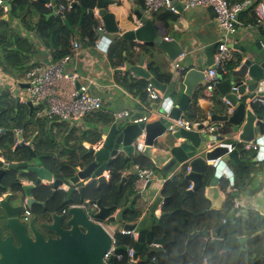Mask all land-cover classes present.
<instances>
[{"label": "water", "instance_id": "water-1", "mask_svg": "<svg viewBox=\"0 0 264 264\" xmlns=\"http://www.w3.org/2000/svg\"><path fill=\"white\" fill-rule=\"evenodd\" d=\"M40 1L49 3L51 0ZM258 1L253 0V4ZM0 3H3L7 10L10 9L9 0H0ZM171 3L176 12L183 11L180 2L171 0ZM97 8V16L103 23V30H97L98 35L104 36L106 32L110 41L122 38L158 48L164 51L172 61L183 53L179 43L175 39L162 36L152 20H144L135 28L123 30L124 25L116 19L115 14L108 10L101 0ZM208 9L210 16L215 17L214 7L208 6ZM54 14L55 12H52L48 16ZM88 14L94 18L92 9L88 10ZM7 18L8 16L4 15L0 21ZM140 19L141 17L137 18V20ZM228 46L240 48L241 56L236 57L239 66L233 70V66L227 63L225 65L227 76L217 72L214 87L220 96L225 97L232 109L225 115L214 114L206 103L202 104V109L208 112L212 131L221 128L223 123L231 126V131L226 137L228 140L231 139V134L237 133L238 142L264 143V120L257 119L253 111L246 109L245 103L247 94H250V99L264 94V32L247 46L234 43ZM214 53L215 46L206 48L203 69L185 64L178 66L174 71L176 80L171 86L158 82L146 69L142 68L143 55L139 56L135 64L125 62L123 68L125 73L148 80L163 94L166 93L168 87L169 96L164 102L142 104L138 110L131 112L127 119L115 120L103 128L105 136L100 146L87 149L86 155L90 158L89 162L83 168L77 169L75 175L66 184L67 196L62 202L63 212L62 210H48L45 203L34 196L35 190L43 184L52 186L53 196L56 190L61 189L60 187L65 184L62 180L53 178L52 173L39 163L33 164L29 161L4 163L0 159V187L3 188L2 178L12 170L16 171L19 187L15 192L5 191L0 196V212L5 220L3 225L11 235L4 239L0 237V264H104L102 257L111 245V236L106 229L107 226L112 227L114 231L121 226L124 230L136 233L132 244V260L135 263L127 262L126 264H152L153 254L158 253V249L163 252L167 245L163 235L155 234L158 226L154 216L162 202V196L158 194L159 188L156 187L155 181L149 180L143 187L152 199L146 215H143L142 210L141 217L132 223H127L124 219L125 212L131 207V203L116 212L112 204L103 205L101 197L95 196L86 200L87 188L99 192L107 182L104 173L110 174L113 159L121 153L131 155L133 153L132 143L141 134H144L142 154L156 168L158 175L164 177L170 175L171 182L175 183V171L189 166L190 172L185 175V178L192 182V188L185 190L184 194L191 197L196 190L204 186L205 197L210 205L208 210L200 214L220 208L222 204L221 187H219L220 169L222 165L231 160L238 161L237 142H231L230 149L220 145L224 142L216 140L215 136H209L207 127L202 123L192 130L180 128L171 134L166 132V127L170 124L168 119L182 118L195 94L201 85H204L205 71L212 66ZM171 78L175 79L172 75ZM18 85L26 90L30 86L29 83ZM238 95L242 99L239 100ZM14 98L17 110L23 100H21V95H15ZM24 98L23 103L28 106L30 114L36 106L45 105L44 101L33 102L27 95H24ZM166 114L168 119H164ZM3 131L4 129H1L0 133ZM178 139H182V142L174 145ZM17 140V146L23 145L28 148L31 158L35 160L36 155L31 148L32 141L27 144L22 143L20 131L17 132ZM209 168H213L214 173L205 187V174ZM94 181L96 186L92 188ZM124 181L125 177H122L118 189ZM229 181L230 195L237 198L239 194L234 190V177L231 176ZM75 192H78L77 198L74 197ZM136 196L141 197V193H137ZM35 205L43 206V211L35 214L30 220L23 218L24 210H32ZM171 214H173L171 211H161L159 218ZM36 219L41 222L43 229L52 232L55 236L45 237L43 232L35 226ZM225 225L226 222L213 232L214 238L211 237V231L206 228L193 229L187 233L183 254L192 259L189 246L192 241L201 237L210 239V244L215 249L211 258L216 257L222 260L220 252L226 247L220 238V230ZM259 234L260 232H256L251 237ZM13 239L16 244H13ZM246 240V236L239 238L241 246ZM126 250L127 246L116 247V251L125 252ZM263 256L264 252L261 257ZM209 260L210 258L206 261L209 262Z\"/></svg>", "mask_w": 264, "mask_h": 264}, {"label": "trees", "instance_id": "trees-1", "mask_svg": "<svg viewBox=\"0 0 264 264\" xmlns=\"http://www.w3.org/2000/svg\"><path fill=\"white\" fill-rule=\"evenodd\" d=\"M261 1L263 2V0ZM56 2L57 6L64 5L67 7L69 4L70 8L64 10L62 14L48 16L52 10L40 0H9L11 6L8 10V19L0 21L1 57L4 55V58L0 60V65L3 71L12 78H16L17 75L12 69H18V67L26 64V61H23L21 56L22 53L33 54L37 52L33 41L30 40V37L27 38L20 32L19 26L13 24V20H18L34 36L33 38L39 40L44 48L51 51L53 61H58L65 55L70 54L71 45L69 44V39L71 35L78 36L80 40L83 39L85 44L89 46L96 44L98 39L97 22L88 14V10L96 6V0H57ZM3 15V7L0 6V18ZM242 15L244 16V14L240 15L241 19ZM34 16H36V19H33ZM177 19L178 14L175 11L163 8L154 14L152 22L154 24L159 22L168 27L170 23L175 22ZM5 25L9 26L12 43L6 41L7 33L2 30ZM134 45L132 42L117 38L112 41L108 56L111 60H115V64L118 67L123 66L125 55L130 59L128 62L133 64L135 58H137V55L134 57L132 50ZM138 48L143 53H149L150 58L159 50H151L148 46L142 44H138ZM236 57L232 58L228 64L233 67L236 66L238 64ZM150 71L158 82L163 83L162 78H160L161 68L153 69L150 67ZM218 72L223 73L221 69H218ZM223 74L225 77L227 76L226 73ZM119 76V83L127 91L141 94L143 98L141 105L150 103L146 92L148 80L136 79L127 74L122 76L119 74ZM197 98L196 96L193 98L183 117L184 120L200 123L201 120L195 116L198 108ZM252 108L264 120V105L253 102ZM42 109L43 105H38L33 108L30 114L28 106L25 103H21L16 110L15 98L10 89L0 87V129H4L0 133L1 158L7 163L33 160L28 148L23 145L17 146V132L20 131L22 143L32 141L31 148L39 164L49 170L53 178L60 179L65 184H68L70 178L75 175L76 170L83 168L89 162L90 158L86 155L87 148L84 143L95 145L100 142L103 135L102 127L113 123L115 118L105 106H102L100 110L85 116L84 123L88 128L85 129L86 126L71 127L66 122L53 120L54 118L49 120L45 116L38 115ZM210 110L218 115L227 113V105L218 93H215L211 99ZM229 133L230 129L226 126L216 132L217 139L227 143L228 139L225 137ZM34 136L35 138L33 139ZM236 147L240 152V156L239 161L233 165L235 174L234 185L245 192L255 183L260 167L255 165V150L245 149V144L242 142H237ZM137 164L139 167H148L156 171V168L153 167L149 160L134 153L127 157L118 155L110 165V179L119 175L125 177V181L119 189L118 184L120 181L116 182L117 190L111 204L116 210L131 203V207L126 210L124 215L127 223L137 221L142 214L141 207L136 204V177L132 173L133 166ZM185 169L186 166L177 173L175 180L176 191L182 195L179 206L171 215L158 219L154 216L157 226L162 228V235L167 241L166 248L162 252L165 257L176 264H189V258L183 254L187 233L193 229L200 230L202 228L215 231L226 221L227 224L220 230V238L226 247L221 255L222 260L212 257L208 264H264V256L261 257L264 252V232L258 236L251 237L257 231L264 230V217L259 216L254 211L249 212L246 223L239 216L235 217V198L229 193L220 208L208 211L206 214H200L209 208L204 186L196 190L191 197L185 195L184 192L190 185V181L185 178ZM211 175L212 168H209L205 174L204 185H206ZM17 182L16 171H8L1 180L3 188L0 187V196L5 191L15 192L19 189ZM94 185L92 184V188H94ZM228 185V179L221 178V189L226 190ZM34 196L44 202L48 210L61 211L64 208L62 202L66 198L67 192L63 189H58L52 196V186L43 184L35 190ZM97 197H100V194ZM42 211L43 206L40 205H35L32 209L34 214H39ZM242 235H247L248 240L246 249L241 252L238 237ZM115 238L118 246L132 247L134 238L131 235L117 233ZM213 251L214 247L210 244V240L201 237L196 238L189 246L193 264H205V260L213 255ZM118 253L123 255L122 260L112 259L110 264H126L128 262L124 251H118ZM259 257L261 258L258 259ZM244 260L247 262L244 263Z\"/></svg>", "mask_w": 264, "mask_h": 264}, {"label": "crops", "instance_id": "crops-1", "mask_svg": "<svg viewBox=\"0 0 264 264\" xmlns=\"http://www.w3.org/2000/svg\"><path fill=\"white\" fill-rule=\"evenodd\" d=\"M56 1L57 0L50 1L51 3L50 8L52 10L50 13L55 12L54 15H50V16L62 14L61 12H57L58 6L56 5L57 3ZM101 1L104 3L105 7L108 10L112 11L115 14L116 19L124 25L123 30L129 29V28H135L136 26H139L140 24H142L144 20H149L146 18L144 14L142 0H101ZM177 1L181 2V0H177ZM263 3H264V0H263ZM98 4H99V0H96V6L92 9L93 14H94V19L97 22L96 28L98 25H100V18L97 16ZM0 6L3 7L4 15L8 16L7 7L3 3H0ZM176 13L178 14V19L175 22L170 23L168 27L164 26L163 24L159 22L154 24L162 36L168 37L169 39H175L179 43V45L182 47L183 53L176 60L174 61L170 60L164 51L160 49L158 50V48H155V47H149L151 50L152 49L158 50L154 54V56L150 58L149 53L141 52V49L138 48V44H139L138 42H132L135 44L134 47L132 48L134 57L135 55H137L136 56L137 58H135V62L133 64L137 63L140 55H143L144 62H143L142 68L146 69L150 74H151L150 67L153 69L161 68L162 72L160 74V78H162L163 83L168 84V86H171L176 80V76L174 74V71L177 68L175 66L176 64L178 66L185 64L190 67H196V68L203 69L205 67L206 48L212 45L216 47L219 41V38H221L220 30L217 27L215 17L210 16L208 7H195V8L187 9V10L183 9L182 12H176ZM242 13L244 14V16L242 15V19H241L240 15ZM242 13H240L238 16V22L236 25L237 28L233 36V40H234L233 43L236 45H240V46H247L253 41H255L260 35H262V33L264 32V26H261L258 23L254 7H251L249 10L242 12ZM138 17H141V19L137 20ZM33 19H36V16H34ZM150 20H152V18ZM13 24H16L17 26H19L18 28L20 29V32L24 36H27V38L30 37V40L33 41V44L37 48V52L33 54L32 53L31 54L22 53L21 56L23 58V61H26V64L22 65L21 67H18V69H12V71L17 74L16 78H12L8 74H6L3 71L2 66L0 65V77L3 78V81H7L8 80L7 78H11L12 80H14V82H16V85L20 88L21 92L14 94L12 92L13 89L11 88L9 84L7 86L5 85L3 86L0 83V87L9 88L14 96L21 95V100L24 99L25 101L24 95L28 96V90L21 88L18 84L28 83L27 78H26V73L32 67L46 66L55 61H53L51 51L49 49L44 48L42 46V43L39 42V40H37L36 38H33L34 36L23 25H21L18 22V20H13ZM2 30L3 32L7 33L6 41H8L9 43H12L10 40L9 26L7 25L3 26ZM74 30L76 31V29ZM104 34H105L104 36L98 35V39L94 46H89L85 44L83 39L80 40L78 39L79 38L78 36L71 35L69 39V44L71 45L72 42L78 41L80 47L74 51L71 45L70 54L72 55H71L70 60L64 63L63 69L69 75L71 73H76L78 75V77L74 81L75 87H77V84H79V86H86L91 91H93L95 94L99 95L102 99V106H105L106 109L109 110L113 114L115 120H119L120 118L127 119V118L121 117V114H123L124 112H127L130 114L131 112L138 110L141 106V103L143 102V98L140 93H131L127 91L125 87H123L119 83L118 81V77H120L119 74H121V76L124 74H127L124 72L123 68L125 66V62L126 61L128 62L130 59L128 56L126 57L125 55L123 66L118 67L117 64H115V60H111L108 56V50H109V47L112 41L109 40V35H107L106 32ZM240 51L241 50L239 47L238 48L233 47V49H231V52L233 55L232 58L236 56H241ZM1 52H2V48L0 46V60L4 58V55L3 57H1ZM238 66L239 64L234 66L233 70H236ZM127 75L133 78H136V79H140V77H134L132 74H129V73ZM170 75H172V77L175 79H172ZM151 76L153 75L151 74ZM69 85H70L69 80H64L62 83V87H68ZM202 89H204V85H201V87L199 88V91L195 94V96L198 97L197 98L198 108L195 113V116L196 118H199L201 120L200 123H202L203 125L207 127V133L209 134V136H213V137L215 136L217 138V134H215L216 131L223 129L226 126L229 127L231 131V126L228 125L227 123H223L221 125V128L214 129L212 131V129L210 128L208 112L202 109V104L204 103H206L210 109L211 101L207 102V100L200 99V92ZM215 93H217V91H215L214 94ZM249 95L250 94H247L245 96L246 109L253 111L256 114L257 119H261L256 113L257 111L255 112L254 109L252 108V103L257 102V103L264 105V94L261 96L256 95L253 99H250ZM167 96H169L168 87H167L166 93L163 94L164 98H167ZM21 103H23V101ZM226 105H227V112H230L232 108L228 104ZM43 110H44V106H43V109L38 113V115H40V113ZM185 114H186V111L183 113V117L185 116ZM195 123L199 124V122H195ZM69 125L71 127L74 126L71 124ZM75 126L83 127L86 125L83 120L81 124H78ZM104 127L106 126L102 127V131ZM85 129H88L87 126ZM102 133L103 135L101 137L100 142H102V139L105 136V132H102ZM237 138H238L237 133L231 134V139H229L227 143L231 144V142H238ZM181 142H182V139H178L174 145H177ZM248 143L257 145L256 149H251V150L256 151V156L254 158V161H255V165L260 168H259V171L257 172L255 183L249 187L248 191L244 192L239 187L237 186L235 187L234 185V190L239 194V196L235 198V202H237L238 205L234 206L235 207L234 216L235 217L239 216L243 220L244 223L247 222L248 214L250 211H254L259 216L264 217V143H258L256 141H252V142H246L244 144H248ZM95 145H91L90 143H87V142L84 143V146L87 149L89 147L95 148ZM239 153L240 152H238V155H237L238 161H239V156H240ZM121 156L127 157L128 155L121 153ZM237 162H234L231 160L225 163L224 165H222L220 169V173H219V180H221V178H227L229 181V178L233 176L234 177L233 184H235V174L233 171V165ZM134 166L132 169L133 174H135ZM145 168H148V167H145ZM180 171L181 169L175 171L176 177H177V173ZM213 173H214V169L212 168V175L210 176V178L213 176ZM122 177H123L122 175H119L117 177L110 179L111 180L109 181L110 183L108 184L106 183L104 186H102L99 192H96V191L92 192V191L87 190L86 200H90L91 198L100 194L103 205H110L112 203L113 197L117 190L116 182L118 180L120 181ZM90 180L93 181V179H90ZM154 181L156 183L155 184L156 187L159 188L158 194L162 196V203H160V206L156 210V215H155L156 218H159V213L161 211L174 212L179 206L182 195L176 191L175 183L171 182L170 175H168L167 177H164V176H161L160 174L159 175L157 174ZM24 183H28V181H24ZM207 183L205 187L207 186ZM77 186H75V188ZM143 187L144 186L140 188L135 187V189L137 190V193H141V197H137L136 199L137 200L136 204L139 207H141V209L143 210V215H146L145 213L150 207L152 199H151V196L149 195V192L145 191ZM219 187H220V182H219ZM60 188L63 190H66L67 185L63 184V186ZM228 189H229V185L226 190H222L220 188L221 193H222V204L224 202V199L226 198V195L228 193L230 194ZM77 193L78 192L74 193V197L76 198L78 197ZM223 194H226V195L223 196ZM118 210H120V208L116 209L115 211L117 212ZM208 230L211 231V237L214 238L213 236L214 230H211V229H208ZM257 232H260L261 234L262 232H264V230L257 231ZM162 233H163L162 228L157 227L155 234L157 236H161ZM245 236L247 237V240H248L247 235L239 236L238 240L239 238H242ZM247 240L243 243L242 246H241V243L239 242V247H240L241 252L246 249ZM241 248H243V250H241ZM224 251H221L220 254L222 255ZM157 252L158 253L156 254L158 255L153 254V261L151 260L152 264H176L174 261L167 259L165 255L159 249L157 250ZM161 258H163V260H161ZM209 258L211 259V257ZM191 260L192 259L189 258V261H190L189 264H193ZM206 260H205V264H208ZM243 262L246 263L247 261L244 260Z\"/></svg>", "mask_w": 264, "mask_h": 264}, {"label": "built area", "instance_id": "built-area-1", "mask_svg": "<svg viewBox=\"0 0 264 264\" xmlns=\"http://www.w3.org/2000/svg\"><path fill=\"white\" fill-rule=\"evenodd\" d=\"M144 14L147 19H151L155 13L159 12L163 8H169L174 11L171 0H142ZM183 6V9H192L195 7H208L213 6L216 15L215 21L217 27L220 30L221 38L215 47V53L213 57L212 66L205 71L204 78V89L200 92V99L211 101L215 90V83L217 81V72L218 69H221L225 73V65L232 59L233 55L231 52L232 47H229L228 44L234 42L233 36L236 32V25L238 22V16L240 13L249 10L251 7L255 8L256 17L258 23L261 26H264V3L260 0L253 4V0H240V1H231V0H181L180 2ZM46 7H50L51 3H45ZM70 5L67 7L64 5H58L57 12H64V10L69 9ZM141 25V24H140ZM98 31L103 30V23L100 21V25L96 28ZM72 49L77 50L80 45L78 41L71 43ZM72 54H67L62 57L60 60L52 62L46 66L42 67H32L26 73L27 82L30 84L28 88V96L32 99L33 102L44 101V110L40 113L41 116H45L49 119H56L61 122H66L71 125L81 124L86 115L91 112H96L102 108V99L99 95L95 94L86 86H79V88L74 86V81L78 77L76 73L67 74L63 65L68 60H70ZM178 67V65H175ZM64 80H69L70 85L68 87H62ZM236 89V87H233ZM146 92L148 98L151 102H164L165 98L163 93L157 89L150 82L146 87ZM225 104H228L225 97L221 96ZM240 100L242 99L240 95L237 96ZM129 113L124 112L121 114V117L127 118ZM122 119V118H120ZM164 119H168L167 114L164 115ZM170 124L166 127L167 133H173L180 128L185 130H192L196 128L197 123H192L190 121L179 118L177 120L168 119ZM133 151L139 156H143L142 150L144 145V134L139 135L132 143ZM220 145L226 146L230 149L229 143H221ZM100 143L95 145V148H98ZM257 145L255 144H245V149H256ZM3 161V159L0 157ZM4 162V161H3ZM6 163V162H4ZM216 165V163L214 164ZM135 170V187L140 188L146 184L147 181H154L157 174L155 170L139 167V165L134 166ZM190 172V167L186 166L185 175ZM106 178V183L110 181V174L104 173ZM96 184L94 185V187ZM192 188V182L188 189ZM229 190V189H228ZM231 192V190H229ZM226 194H223L225 196ZM162 203V202H161ZM237 206V202L234 203V206ZM64 210H62L63 212ZM29 210L25 209L23 212V218H28ZM29 219V218H28ZM108 233L111 236V245L104 253L102 259L104 264H110V260H122L123 255L116 251L117 242L115 235L117 233L123 235H131L135 238L136 233L134 231L124 230L121 226L115 229L112 227H106ZM128 262L135 263L132 260L133 250L132 247L127 246L125 251Z\"/></svg>", "mask_w": 264, "mask_h": 264}, {"label": "flooded vegetation", "instance_id": "flooded-vegetation-1", "mask_svg": "<svg viewBox=\"0 0 264 264\" xmlns=\"http://www.w3.org/2000/svg\"><path fill=\"white\" fill-rule=\"evenodd\" d=\"M0 130H1V129H0ZM17 142H18V140H17ZM27 143H28V142H27ZM27 143H25V144H27ZM29 162H32L33 164H34V163H39V161H38L37 158H35V160H31V161H29ZM34 215H35V214L32 212V210H29V216H28L29 220H30ZM3 217H4V216H3V215L1 214V212H0V237H1L2 239L6 238L7 236H11V235H10V232H9L6 228H4L3 223L5 222V220H4ZM35 226L37 227L38 230H40V231L43 232V234H44L45 237H54V236H55L52 232H48V231H46L45 229H43V228L41 227V222H40L38 219H36V221H35ZM12 242H13V244H16V241H15L14 239L12 240Z\"/></svg>", "mask_w": 264, "mask_h": 264}, {"label": "rangeland", "instance_id": "rangeland-1", "mask_svg": "<svg viewBox=\"0 0 264 264\" xmlns=\"http://www.w3.org/2000/svg\"><path fill=\"white\" fill-rule=\"evenodd\" d=\"M7 81H3V78L0 77V83L4 86H7L8 84L11 86V88L13 89V93L16 94L18 92H21L20 88L16 85V82H14V80H12L11 78H7ZM24 101V99H23ZM87 190L91 191L90 188H87ZM95 192V191H92ZM161 260H163V258H161Z\"/></svg>", "mask_w": 264, "mask_h": 264}]
</instances>
